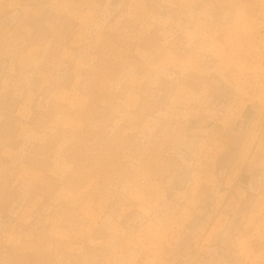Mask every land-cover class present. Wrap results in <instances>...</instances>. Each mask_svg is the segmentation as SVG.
Here are the masks:
<instances>
[{
	"label": "rangeland",
	"instance_id": "rangeland-1",
	"mask_svg": "<svg viewBox=\"0 0 264 264\" xmlns=\"http://www.w3.org/2000/svg\"><path fill=\"white\" fill-rule=\"evenodd\" d=\"M0 264H264V0H0Z\"/></svg>",
	"mask_w": 264,
	"mask_h": 264
}]
</instances>
